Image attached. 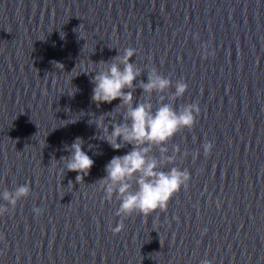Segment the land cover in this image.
Masks as SVG:
<instances>
[{"label": "water", "instance_id": "water-1", "mask_svg": "<svg viewBox=\"0 0 264 264\" xmlns=\"http://www.w3.org/2000/svg\"><path fill=\"white\" fill-rule=\"evenodd\" d=\"M128 47L141 70L133 104L200 107L166 153L148 154L190 173L148 217L117 216L120 201L95 184L132 146L99 139L95 119L110 113L111 131L127 106L97 107L92 71ZM153 68L172 81L163 93L141 87ZM177 80L188 87L173 100ZM76 137L94 160L80 183L61 160ZM21 184L30 193L15 208L0 195V264H264V0H0V194Z\"/></svg>", "mask_w": 264, "mask_h": 264}, {"label": "clouds", "instance_id": "clouds-1", "mask_svg": "<svg viewBox=\"0 0 264 264\" xmlns=\"http://www.w3.org/2000/svg\"><path fill=\"white\" fill-rule=\"evenodd\" d=\"M60 35L63 37L64 33H60ZM202 47L206 48V46ZM135 53V48L128 47L123 50L122 55L114 57L111 63L99 61L100 69L95 71L93 68L92 72H95V75L91 77V82L94 85L91 100L96 103L97 107L102 102L111 103L117 98L120 100L117 110L127 106L123 122L113 123L111 131L104 123L105 116L110 113L101 115L94 121L97 128L102 129L104 133L103 136H99V139L108 142L114 150H119L125 145L132 146L126 154L113 156L105 165L106 175L95 183L99 185V190L104 191V201H112L114 195L116 200L120 201L115 214L123 218L132 216L133 213H140L144 217H148L157 209L164 212L167 210L169 200L180 191L181 186L188 187L190 180L188 170H181L175 166L168 171L158 170L161 161L155 156L149 157L148 154L153 146H159L160 152L166 153V142L181 128H192L196 116L200 113V107L196 102L183 105L177 111L172 104L163 103V96L160 98V106L155 111H153V105L150 102L133 104L131 89H133V81L141 71L130 62ZM207 55L208 53L205 51V57ZM55 64L60 66L59 69H63L62 64L56 62ZM84 72L90 73L88 70H84ZM171 85L172 81L168 77L160 75L156 68H153L149 73L147 83L141 81L143 91L148 94L153 91L163 93ZM187 87V83L183 80H177L172 99L182 97ZM71 122H75V120ZM83 143L81 137H76L70 145H66L71 153L70 156L61 157V160L64 161V168L78 173L75 180L79 183L84 176L89 174L94 164V160L83 150ZM91 147L89 145V148ZM212 147V142L204 143L205 155L210 154ZM175 151L178 153L179 149L176 148ZM164 161L173 163L174 158L171 155H166ZM133 184L138 186L136 190H133ZM29 193L30 186L21 184L14 191L5 189L0 195L12 208H15L17 202L27 197ZM7 211V206L0 205V216H3ZM33 211L39 216L43 210L34 207ZM123 228L124 222L121 219L111 230L117 234ZM201 264H211V261L204 259Z\"/></svg>", "mask_w": 264, "mask_h": 264}]
</instances>
